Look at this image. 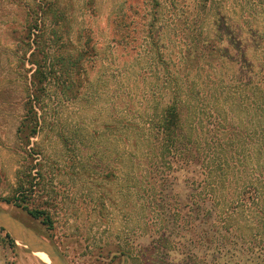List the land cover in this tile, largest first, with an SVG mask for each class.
I'll list each match as a JSON object with an SVG mask.
<instances>
[{
	"label": "rangeland",
	"instance_id": "374dc122",
	"mask_svg": "<svg viewBox=\"0 0 264 264\" xmlns=\"http://www.w3.org/2000/svg\"><path fill=\"white\" fill-rule=\"evenodd\" d=\"M172 1L0 0V210L47 239L67 264H264L239 247L221 251L200 219L186 224L172 213L163 218L169 225L163 234L151 204L138 194L122 196L120 132L107 126L122 119L124 106L139 119L145 94L186 51L187 30L176 27L184 17H176ZM178 1L193 6V0ZM262 9L256 0H211L201 27L256 59V42L237 18L247 13L250 32L260 35ZM34 41L49 47L55 61L62 57L54 69L72 82L68 96L61 98L59 88L47 102L52 119L41 120L44 129L36 134L35 120L23 119L36 69L27 61ZM27 168L34 187L18 204L16 174ZM187 178L176 173L166 207L186 210ZM34 210L43 214L35 218ZM0 264L46 263L0 229Z\"/></svg>",
	"mask_w": 264,
	"mask_h": 264
},
{
	"label": "trees",
	"instance_id": "16d2710c",
	"mask_svg": "<svg viewBox=\"0 0 264 264\" xmlns=\"http://www.w3.org/2000/svg\"><path fill=\"white\" fill-rule=\"evenodd\" d=\"M256 1L264 12V0ZM210 2L193 0L188 6L172 1L176 17H184L176 27L187 30L186 51L161 85L145 94L139 119H132L124 106L122 119H109L107 129L120 132L122 196L138 194L151 204L161 233L169 226L163 218L172 213L186 224L200 219L213 231L221 251L239 247L264 260V33L250 32L247 13L238 16L240 29L256 42V59L225 35L209 36L201 25ZM37 28L36 23L29 25V35ZM34 42L37 46L27 61L36 69L23 119L35 120L34 133H39L44 129L40 121L52 119L47 102L59 88L61 98L68 96L72 82L62 78L65 70L54 69L62 57L56 62L49 47ZM32 170L16 174L18 204L33 190ZM178 172L187 175L191 191L186 210L177 203L164 205L165 191ZM29 214L37 218L43 212Z\"/></svg>",
	"mask_w": 264,
	"mask_h": 264
},
{
	"label": "water",
	"instance_id": "95a60500",
	"mask_svg": "<svg viewBox=\"0 0 264 264\" xmlns=\"http://www.w3.org/2000/svg\"><path fill=\"white\" fill-rule=\"evenodd\" d=\"M0 229L31 253L45 254L49 259V264H67L47 239L11 213L0 210Z\"/></svg>",
	"mask_w": 264,
	"mask_h": 264
},
{
	"label": "bare ground",
	"instance_id": "6f19581e",
	"mask_svg": "<svg viewBox=\"0 0 264 264\" xmlns=\"http://www.w3.org/2000/svg\"><path fill=\"white\" fill-rule=\"evenodd\" d=\"M36 254L40 257V259L44 263L49 264V259H48V257L45 254H43V253H36Z\"/></svg>",
	"mask_w": 264,
	"mask_h": 264
}]
</instances>
